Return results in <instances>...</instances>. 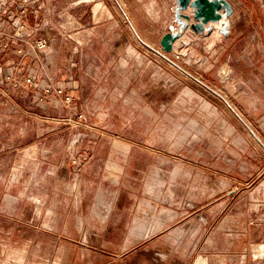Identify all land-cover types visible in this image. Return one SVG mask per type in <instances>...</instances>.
Instances as JSON below:
<instances>
[{
    "label": "rangeland",
    "instance_id": "rangeland-1",
    "mask_svg": "<svg viewBox=\"0 0 264 264\" xmlns=\"http://www.w3.org/2000/svg\"><path fill=\"white\" fill-rule=\"evenodd\" d=\"M222 1L165 54L176 0H0V264H264V0Z\"/></svg>",
    "mask_w": 264,
    "mask_h": 264
},
{
    "label": "water",
    "instance_id": "water-1",
    "mask_svg": "<svg viewBox=\"0 0 264 264\" xmlns=\"http://www.w3.org/2000/svg\"><path fill=\"white\" fill-rule=\"evenodd\" d=\"M193 0H176L175 2V23L176 26H171L169 32L165 33L161 40V50L165 54H170L174 51V46L180 40L191 26V17L187 11L192 6Z\"/></svg>",
    "mask_w": 264,
    "mask_h": 264
},
{
    "label": "bare ground",
    "instance_id": "bare-ground-1",
    "mask_svg": "<svg viewBox=\"0 0 264 264\" xmlns=\"http://www.w3.org/2000/svg\"><path fill=\"white\" fill-rule=\"evenodd\" d=\"M192 6L195 9L197 17L200 19H203V22L207 21L208 19L209 20H211V19L216 20V21H218L217 27L220 30H222L223 33L227 32V27L230 25L228 22V19H227V15L230 14V8L226 2H224L222 0H201V1L195 0V1H193ZM220 7L223 8V10H224L223 13L219 12ZM206 26H207V24H206ZM219 32L220 31H218V33ZM209 33H211V32H209ZM215 35H217V34H215ZM216 38H218V36H216ZM183 41H184V38L178 40L175 44V48H177L179 43H181ZM183 55H185V54L183 53Z\"/></svg>",
    "mask_w": 264,
    "mask_h": 264
},
{
    "label": "built area",
    "instance_id": "built-area-1",
    "mask_svg": "<svg viewBox=\"0 0 264 264\" xmlns=\"http://www.w3.org/2000/svg\"><path fill=\"white\" fill-rule=\"evenodd\" d=\"M37 47H38L40 50L44 49V48L46 47L45 42H44V41H40V42H38ZM28 81L30 82L31 79H29Z\"/></svg>",
    "mask_w": 264,
    "mask_h": 264
},
{
    "label": "crops",
    "instance_id": "crops-1",
    "mask_svg": "<svg viewBox=\"0 0 264 264\" xmlns=\"http://www.w3.org/2000/svg\"><path fill=\"white\" fill-rule=\"evenodd\" d=\"M229 72V70L228 71H226V74ZM144 231V229L143 228H139V232H143ZM199 264H201V263H199Z\"/></svg>",
    "mask_w": 264,
    "mask_h": 264
}]
</instances>
